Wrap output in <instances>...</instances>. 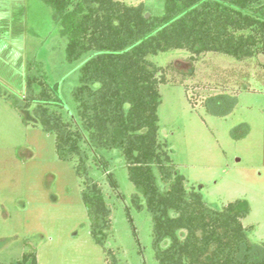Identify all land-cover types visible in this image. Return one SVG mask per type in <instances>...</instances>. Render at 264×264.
Here are the masks:
<instances>
[{
  "label": "rangeland",
  "instance_id": "obj_1",
  "mask_svg": "<svg viewBox=\"0 0 264 264\" xmlns=\"http://www.w3.org/2000/svg\"><path fill=\"white\" fill-rule=\"evenodd\" d=\"M143 4L145 13L164 12L163 0ZM65 44L52 8L43 0H0L3 94L20 96L27 76L45 74L59 83L63 115L76 120L70 92L78 84L85 56L68 62ZM148 59L170 65L165 71L168 81L158 86V137L168 143L185 187H194L215 209L236 198L247 199L251 209L242 224L252 226L250 241L264 242V55L237 60L206 52L191 61L189 52L169 49ZM224 93L236 96L231 112L208 113L204 100ZM225 101L214 106L223 107ZM100 153L117 183L113 188L106 173L90 162L89 175L102 186L111 207L104 245L90 236L82 179L74 162L58 159L53 134L24 123L0 95V264H11L26 250L36 252L38 264H108L106 248L119 264H157L151 218L131 201L133 193L142 203L143 197L129 181L123 157L115 149Z\"/></svg>",
  "mask_w": 264,
  "mask_h": 264
},
{
  "label": "trees",
  "instance_id": "obj_2",
  "mask_svg": "<svg viewBox=\"0 0 264 264\" xmlns=\"http://www.w3.org/2000/svg\"><path fill=\"white\" fill-rule=\"evenodd\" d=\"M43 1L66 37L65 59L85 56L70 92L76 120L63 115L59 83L45 74L27 76L20 96L3 94L1 88L0 95L24 123L53 134L58 159L74 162L93 241L104 245L111 207L102 186L89 175L90 162L116 188L109 161L100 153L115 149L143 197L142 203L133 193L132 203L150 215L157 264H264V242L250 241L252 226L242 224L251 209L247 199L215 209L194 187H185L168 143L158 137V86L168 81L170 65L148 59L169 49L189 52L191 61L206 52L237 60L264 55V0H163L164 12L147 17L143 0ZM225 99V106H214ZM235 102V95L224 93L206 98L203 106L224 116ZM164 240L168 243L162 246ZM105 252L108 264H119L111 249ZM11 264H38L36 252L26 250Z\"/></svg>",
  "mask_w": 264,
  "mask_h": 264
},
{
  "label": "water",
  "instance_id": "obj_3",
  "mask_svg": "<svg viewBox=\"0 0 264 264\" xmlns=\"http://www.w3.org/2000/svg\"><path fill=\"white\" fill-rule=\"evenodd\" d=\"M149 14L148 13H145V16L147 17Z\"/></svg>",
  "mask_w": 264,
  "mask_h": 264
}]
</instances>
